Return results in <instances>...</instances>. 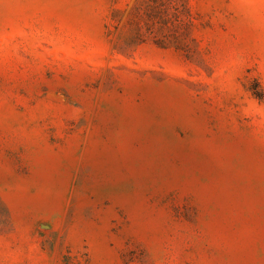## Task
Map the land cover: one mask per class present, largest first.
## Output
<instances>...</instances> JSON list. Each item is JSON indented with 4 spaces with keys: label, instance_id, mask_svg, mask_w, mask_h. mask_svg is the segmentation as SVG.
I'll use <instances>...</instances> for the list:
<instances>
[{
    "label": "rangeland",
    "instance_id": "1",
    "mask_svg": "<svg viewBox=\"0 0 264 264\" xmlns=\"http://www.w3.org/2000/svg\"><path fill=\"white\" fill-rule=\"evenodd\" d=\"M0 264H264V0H0Z\"/></svg>",
    "mask_w": 264,
    "mask_h": 264
}]
</instances>
